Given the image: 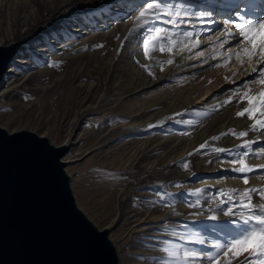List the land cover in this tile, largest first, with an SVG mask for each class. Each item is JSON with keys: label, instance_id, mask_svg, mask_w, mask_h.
I'll use <instances>...</instances> for the list:
<instances>
[{"label": "bare ground", "instance_id": "6f19581e", "mask_svg": "<svg viewBox=\"0 0 264 264\" xmlns=\"http://www.w3.org/2000/svg\"><path fill=\"white\" fill-rule=\"evenodd\" d=\"M149 3L155 8L160 0H0V45L11 43L16 49L0 97L16 76L26 75L46 109L69 106L73 114L57 127L56 146L66 149L61 158L66 167L75 162L81 141L93 142L85 151L95 152L99 158L88 177L97 185L96 195L106 201H92L91 193L79 187L81 202L76 192L77 201L91 220L78 209L95 227L97 218L106 225L119 264L129 247L134 264H167L164 249H173L165 241L183 245L181 260L185 251L196 252L200 258L188 264H210L204 257L216 255L212 245L239 236L246 227L239 216L223 215L228 205L216 194L220 190L264 189V129L257 125V130H251L264 116L259 107L252 120L237 116L248 107L247 100L240 97H258L264 85L253 83L229 103L223 95L228 79L240 82L247 75L253 79L257 59L264 68V56L250 60L245 54L244 48L253 49L246 41L238 43L243 38L232 23L240 22L237 12L246 18L264 13V0H163L159 19H152L154 11H146ZM164 5L174 6L169 15L163 14L169 12ZM192 12L212 16L201 20L191 16ZM229 31L236 39L228 36ZM189 32L196 40L199 36L194 48L201 55L194 48L181 49L184 34ZM5 37L9 42L1 43ZM16 39L21 42L17 44ZM98 43H104L97 73L105 77V99L101 109L86 120L79 119L87 95L75 93L73 79L80 71L88 74L90 68L78 65L76 75L63 80L62 74L66 68H75L77 57L88 55V46ZM79 45L87 47L81 50ZM254 50L259 53V37ZM181 81L185 86L179 89ZM144 96L151 97L145 100ZM93 116L100 121L92 120ZM241 131L248 135L238 138ZM246 140L260 141L247 149L257 155L240 157L245 149L238 146ZM218 148L231 149L232 154L218 153ZM234 157L254 169L247 174V185L232 170L241 166L231 163ZM67 176L73 194L72 186L81 184V178ZM197 189L201 190L199 196L189 194ZM232 195L240 199L235 192ZM196 200L201 207H189ZM258 202L259 197L253 195L252 204ZM197 212L199 215H192ZM213 214L217 220L208 218ZM200 239L204 243H188ZM243 259L229 253L218 264H240Z\"/></svg>", "mask_w": 264, "mask_h": 264}, {"label": "water", "instance_id": "95a60500", "mask_svg": "<svg viewBox=\"0 0 264 264\" xmlns=\"http://www.w3.org/2000/svg\"><path fill=\"white\" fill-rule=\"evenodd\" d=\"M16 54L0 45V86ZM66 149L0 127V264H119L106 229L78 209L61 161Z\"/></svg>", "mask_w": 264, "mask_h": 264}, {"label": "rangeland", "instance_id": "374dc122", "mask_svg": "<svg viewBox=\"0 0 264 264\" xmlns=\"http://www.w3.org/2000/svg\"><path fill=\"white\" fill-rule=\"evenodd\" d=\"M221 29V26H219ZM236 29V28H235ZM237 30V29H236ZM166 31H170L169 28H166ZM129 32V31H128ZM132 32L127 33L128 35H131ZM29 36H34V34H31ZM211 36L208 35V37ZM242 40H238V43L243 44L240 42ZM9 40L5 37L1 40V43H7ZM14 42L19 44L21 41L20 39H16ZM197 40L195 37H189L185 36L183 37V40L181 41L182 47L181 49H193L194 45L196 44ZM81 50L86 48L85 45H79ZM104 47V43H98L97 45L93 47H87L88 49V55L83 54L80 55V57L76 58L78 59L79 63H76L75 68H66L62 74L63 78L69 77L71 75H74L77 72L76 66L78 65H87L85 67L90 68V71L88 74H83L80 71V75H77L75 79H77V82L75 79V93H85L87 95V101L83 105V114L80 115L79 119H88L89 117L87 115L94 114L98 109H101L103 106L102 103L104 102V93H105V84H104V76L103 74L100 75L98 72V67L100 66L101 56H102V50ZM179 48V47H178ZM194 49H197L194 48ZM198 51L195 53H199ZM215 59H217L218 56H214ZM92 68V69H91ZM243 72V71H242ZM73 73V74H72ZM24 75V74H22ZM76 75V74H75ZM59 77V76H58ZM234 78V77H233ZM231 78L228 79L227 85L225 86V91L223 95L227 100H232V97L234 96L233 89H239L240 91H243L247 89L249 86H251L253 83L251 82L252 79H250L247 76H243L240 78V82H235V80ZM72 79L70 81H73ZM248 81L247 87H244V82ZM70 83V82H69ZM181 81L179 85L180 87H184L185 84ZM34 82H32V79L24 75L16 76L13 79V82L11 84V87L7 89V92L0 97V127L7 130V132L12 131H20V130H26L33 132L37 134L38 136L47 138L53 145H57L58 136H56V133L59 129L60 123L62 122V119L67 117L70 113L68 111L69 106L66 107V109L61 110H55V109H46L44 107V104L42 100H40L38 97H35V90L36 87L33 85ZM104 85V86H103ZM102 88V89H101ZM38 94V93H37ZM81 94V95H82ZM165 94V93H164ZM146 96H144L145 99ZM151 97V96H150ZM148 96L145 100L150 99ZM231 98V99H230ZM4 106V107H3ZM2 111V112H1ZM54 113V114H53ZM6 117H9L7 120ZM93 118L98 119V116H93ZM61 120V121H60ZM99 120V119H98ZM36 121V122H35ZM46 121V122H45ZM100 121V120H99ZM98 121V122H99ZM33 122V123H32ZM35 122V123H34ZM38 122V123H37ZM8 126V127H7ZM20 129V130H19ZM11 133V132H9ZM93 143L89 140H83L79 143V145L76 147V159L75 162L67 163L66 169L67 174H69L73 178H81V184L73 187V196L75 198V203H77V207L82 211L85 212L84 209H82L77 201V196L79 197V191L80 188H85L91 193V199L92 201H96L99 203H104L106 200L104 196L100 197V195H96V192H98L97 185L94 183L93 177H88L89 173L92 171L93 167L97 163V159L99 156L95 152L85 151L90 144ZM78 156V157H77ZM80 187V188H79ZM76 190V191H75ZM85 215L90 219L88 214L85 212ZM91 220V219H90ZM93 223V221H91ZM97 229L104 230L106 229V225L99 220L98 218L95 220ZM101 227V228H100ZM107 230V229H106ZM109 236V232H108ZM132 247H129L125 253H122L123 256H121L120 262L121 264H134L135 261L132 256Z\"/></svg>", "mask_w": 264, "mask_h": 264}, {"label": "snow or ice", "instance_id": "6c2138e0", "mask_svg": "<svg viewBox=\"0 0 264 264\" xmlns=\"http://www.w3.org/2000/svg\"><path fill=\"white\" fill-rule=\"evenodd\" d=\"M163 0H160V3L154 5L152 3H149L147 5L146 11H154V15L152 16V19H159L160 14L162 13V7ZM164 7H169V12H164V15H169L171 12L172 7L174 6H168L164 5ZM176 15H181L180 12H177ZM191 16L195 17L196 19H203L205 16L211 17L212 13H196L192 12L190 13ZM140 16H145V12H141ZM236 17L240 21L239 23H236L233 21V26L238 29V34L240 37L243 38L242 41H246L247 44L253 49L252 51L249 50V48H244L243 51L246 55H248L249 59L251 60L253 56H264V13L260 15H252L249 17H245L240 14V12L236 13ZM214 23L215 21H210ZM145 23H148L147 20H145ZM162 31V30H158ZM189 39L193 36V33H185ZM228 36L231 39H236V34L232 33L231 31L228 32ZM257 37H259V53L255 52V46L257 44ZM166 37H162L164 39ZM170 39V38H169ZM199 39V36L197 35V40ZM147 39L145 40V44H147ZM227 42V41H225ZM198 46V45H197ZM163 51V49H161ZM147 56V51L145 52ZM197 55H201L198 53ZM173 61L168 60L167 63L171 64ZM261 61L257 59V66H254L252 68V72L256 73V75L252 79V83H260L261 85H264V68H260L259 64ZM162 70V69H161ZM248 81L244 82V87H247ZM234 95H238L239 89H233L232 90ZM231 99V98H230ZM240 99L247 100L248 107H245L242 111L237 112V116H245L247 115V118L252 120L254 119V113L256 112L257 108L259 107L261 110V115L264 116V91H261L259 93L258 97H251L245 94L243 97H240ZM255 101V102H254ZM229 101H226L225 103H229ZM257 125H259L260 129H264V120L256 121L255 124L251 126V130L255 131L257 130ZM155 125H149V127H154ZM235 134V133H234ZM248 133L246 131H241L238 134L239 137H245ZM212 139H218V137H213ZM260 143L259 140H246L242 145H239L238 147H242L245 149L244 152L240 153V157H247L250 154L251 155H257L254 151L252 153H249L247 150L251 144ZM206 147V143L200 145V149H204ZM198 151V150H197ZM218 153H223L225 151H228L229 154H232L231 149H224V148H218L215 149ZM189 155H192L190 153ZM233 164H240V167L232 169L233 171L240 173V179L243 180V183L247 185L249 183L248 180V173L254 171L253 168L248 167L243 159L235 158L231 161ZM183 167L187 169L188 164L184 163ZM264 167V166H262ZM201 190L197 189L195 192H190V195H200ZM235 192L237 195L240 196V199H234L232 193ZM217 196L221 197V203L227 204L228 207L226 210L223 211L224 216H239L240 222H242L243 225L246 227L243 228V230L240 232L239 236L233 237L230 240L220 243L217 242L212 247L216 250V255H205V259H208L210 261V264H218L219 258L221 256L228 257L229 253L232 254L233 258L239 259L240 257H244L243 260L240 261V264H253L254 261L258 262V264H264V189H256V188H245L243 192H239L238 190H230L229 193H225L224 190H220L217 194ZM253 195L259 197V201L256 204H252V197ZM189 207H195L199 208L201 207L200 201L196 200L194 203L190 204ZM239 208V211L237 209ZM192 215H199V212L193 213ZM211 220H217V216L215 214L208 217ZM231 223H237L236 220H232ZM180 239H184V237H180ZM204 243L202 239L197 241H188V243ZM166 245H171L173 250H169L168 247L164 249V251L167 253L169 260L167 264H188V261L195 262L200 257L197 255L196 252L192 251H185L183 254V259L181 260L180 257V249L183 247V245H174L171 241H165ZM247 254V256H245Z\"/></svg>", "mask_w": 264, "mask_h": 264}]
</instances>
